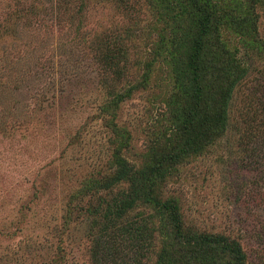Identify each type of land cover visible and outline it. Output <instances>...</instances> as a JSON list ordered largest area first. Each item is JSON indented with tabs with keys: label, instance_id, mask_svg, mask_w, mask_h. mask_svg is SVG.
<instances>
[{
	"label": "rangeland",
	"instance_id": "1",
	"mask_svg": "<svg viewBox=\"0 0 264 264\" xmlns=\"http://www.w3.org/2000/svg\"><path fill=\"white\" fill-rule=\"evenodd\" d=\"M215 1L238 21L253 11L248 32L222 28L247 76L234 92L226 135L178 167L165 191L181 200L191 226L239 239L249 264H264V5ZM154 4L0 0V264H95L91 219L74 220L89 200L80 188L111 156L101 117L109 95L93 42L133 36L126 80L115 85L122 92L137 84L163 27ZM169 58L164 51L149 88L122 105L119 125L136 143L129 160L167 133Z\"/></svg>",
	"mask_w": 264,
	"mask_h": 264
},
{
	"label": "trees",
	"instance_id": "2",
	"mask_svg": "<svg viewBox=\"0 0 264 264\" xmlns=\"http://www.w3.org/2000/svg\"><path fill=\"white\" fill-rule=\"evenodd\" d=\"M149 3H155L156 21L163 27L153 60L148 55L137 84L122 92L115 85L126 80L131 49L126 40L133 36L109 34L93 42L100 83L109 95L101 117L111 133V156L105 170L80 188L89 200L80 203L74 220L81 214L91 219L95 264H149L153 257L154 264H249L239 239L191 226L181 200L165 189L178 167L205 154L227 133L231 101L248 68L227 52L222 28L248 32L253 11L238 21L215 0H145ZM251 3L264 5V0ZM164 51L174 68L166 99L169 127L159 145L152 141L135 162L126 157L136 143L131 131L119 125L120 112L126 101L149 88L154 61Z\"/></svg>",
	"mask_w": 264,
	"mask_h": 264
}]
</instances>
